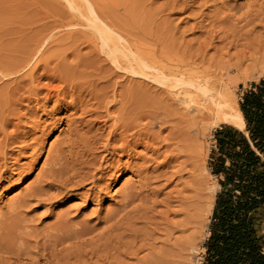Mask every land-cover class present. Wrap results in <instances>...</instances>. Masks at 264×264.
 Masks as SVG:
<instances>
[{
  "label": "bare ground",
  "instance_id": "6f19581e",
  "mask_svg": "<svg viewBox=\"0 0 264 264\" xmlns=\"http://www.w3.org/2000/svg\"><path fill=\"white\" fill-rule=\"evenodd\" d=\"M227 2L230 3V1L228 0ZM226 4L229 6L228 3H225V5ZM225 7L226 6H224V8ZM229 8L230 7L226 9H229ZM217 9H218V6H217ZM261 11H259V13ZM255 15H256V19L260 18L257 14ZM214 16H216V14H213V17ZM216 18L218 20V17ZM243 18L245 19L244 16ZM248 18L250 19V17ZM206 19H209V18H206ZM263 19H261V21H263ZM233 21L234 20H232V22ZM205 22L201 24L200 28L201 29L204 28L205 30L207 27H209V29H211L212 27L209 26V23L207 25H204L206 24ZM239 22L241 23V21ZM214 23L212 24L214 25ZM217 23H220V22L217 21ZM234 24H236L235 21H234ZM254 26L250 30L247 29L248 32L244 35V36L247 35L246 37L241 38L239 35L237 38V41L235 40L236 38L235 39L233 38V40L225 42L228 39V38H225L226 37L225 36L224 37L225 39H223L222 41L220 40L221 42L219 46L213 45L214 40L212 38H209L206 41L202 40L203 42L200 41L197 47L189 46L192 43L185 46L186 44L183 45L184 42L183 43L181 42V56H179V54L177 56L176 53L173 54L174 50L171 47L160 49V51H158L157 48L156 50L152 49L153 51H151V49L150 50L146 49L147 50L146 51L145 49L144 50L138 49L137 46L135 47L133 41L132 43L134 46L129 41L126 44L121 45L119 44V40H121L122 38L120 39L119 36H116L113 34L112 39L114 42L102 43L101 44L102 46L100 45L101 47L100 46L98 47L100 48L99 51L103 52L102 54L105 53L104 55L108 58V61L110 62L109 63L110 66L108 67L109 70L107 69L109 73L108 71H106L108 74L107 73L100 74V73L105 72L104 70L102 72V68H103L102 62L104 60L106 62V59H105L106 57L104 58L103 61L100 60V58L97 56V54H99L100 52L97 51L96 45H94L95 48L93 47H91L92 49L89 48L91 49L92 53L95 50L98 52L95 56L99 58V60L96 58V60L99 62L93 63L89 58H87V60L92 62V64H90V62L89 64H90V67L96 70L94 73H96L97 71L99 72H97V74L93 73L94 75L89 73V76L93 79H91L90 81H89L90 78L87 79L88 80L86 81L87 84L84 83L86 86L84 85L83 87L82 84L81 85L79 84L77 86H80L79 88L81 90L83 88L86 90L88 89L87 91L89 92V94L87 95H89V97L92 96L91 99H93L94 101L93 102L94 108L91 109V111H89L94 116V120L92 119L90 120L92 121V124H91L92 126L88 127L87 130L83 131L82 123L84 121L83 122L79 121L78 123H76V121L74 122L71 120L66 121V124H67L66 136L64 137L62 141H59L58 145L56 143V146H54L52 151H50L51 153L49 152L50 155L45 160L44 165H43L44 167L41 169L40 173L36 176L35 180L31 184H29L27 188H25L22 196L20 198H15L14 200L11 201L12 204L10 203L11 204L10 210H12L13 212H16L17 210L20 211V209L23 208L24 206H28L29 202L31 201L32 202L36 201L37 203L42 204V203H52L54 200L59 199L61 200L60 204H65L66 202L72 200L73 198L75 199L77 197H80V199H82L83 202L93 201L97 204V202L100 201L101 194L104 191L106 192L109 186L112 185L111 182L115 177L118 178V177L125 175L126 173L127 174L130 173L132 174L133 177H135L136 181L128 180L124 183L123 189L120 195L121 200L119 201V204L117 203L118 204L117 208H115V210H113L112 212H109L108 214H106L105 218L104 217L102 218L103 223L105 224V225L102 224L103 225L102 229L101 227H99V225L98 226H96L97 224L95 225L96 227H99L101 229V230L99 229L100 231L96 230L95 226L93 227L89 226L90 223L88 222L89 223L88 225L86 221L87 219L79 220V219H74V217L72 219V218H69V216L67 217V215H65L64 213H62V215L57 217V221L55 223L53 222L54 224L51 223L53 226L51 227L50 230L53 233H49V234L47 233L48 239H46L45 237L43 238L42 236L44 240L46 239L49 241L48 243H50V245L47 244L48 245L47 247H45L46 244L45 246H43L44 244H41L42 249H44L45 254H47L46 253L47 249L50 252V249H54L56 247L59 248L61 245L64 246V248L62 247L64 250H66L65 249L66 247L68 248L67 250L69 251L70 249L69 246H70L71 250L74 249L73 256L76 257V255L79 253L78 258L76 257V260H78L80 264L81 263L84 264V261H86L90 255L92 257L93 256L95 257V255L97 254V251L99 254V245L101 244V243L99 244V241H102V239H104L103 242H106L105 239L110 240L108 242H111V241L113 242V241H117V238L120 237L121 235V240L123 241L120 242L121 240L118 239L119 241L117 242L125 243L127 240L126 238L127 236L125 235H128L130 237L128 241H130V239L132 238L131 239L132 241L130 243L132 246L130 244H126V246L129 245L130 249H132L131 252L129 251V255H130L129 259L135 256L137 258L138 253H144V252H139V251L144 250L145 253H147L148 251L147 256H145L146 258L144 257V259L146 260L148 255H150V260L153 259L152 261L155 262L151 264H188V259L190 257V254L191 256L192 255L194 256V254L192 253L197 251V246L199 245V238L201 237L203 233V229L205 227V220H206L207 213L208 214L210 213L214 205L213 195L215 192V188L209 184L208 178H206V176L203 173L205 171L204 169L205 153L203 150L202 140L207 134V132H210L208 130H210L209 128L211 127V125L216 126L219 123L230 124L240 130H244L245 122H244L243 114L239 108V101L233 95L232 91L229 89V85L232 84V82L237 83V82L249 79L253 75L264 71V32L263 33L257 32L255 30L256 26L255 27ZM207 29H206V34L209 35L210 37L212 34L214 35V33H216V32H213L210 35V33L208 34V32H211V31H207ZM242 31L240 29V33ZM200 36L199 38L201 39V37L203 36L201 37ZM222 36H224L223 33H222ZM228 37H230V35ZM197 40L199 41V39ZM231 49H234V51L230 52ZM210 50L214 51L213 54L211 55H209ZM28 52L31 53L32 50H29ZM37 52L38 50H36L35 54ZM74 52H75V49H74ZM26 54L27 56L29 55L28 53ZM35 54L32 55L33 56L32 59L31 58L27 59L25 57L27 59V61L25 62H28V60H33V58L35 57L34 56ZM70 54L68 55L69 56L74 55V54L73 55H70ZM39 56L40 55H37V58H39ZM42 57L40 59H42ZM156 58H161L163 61H165V65L163 66L157 65V61H155ZM73 59H75V62L76 60H78L76 62L78 64L82 62V61L79 62V58L78 59L73 58ZM51 60L52 59H50V61ZM58 60H59V57H58ZM68 60L70 61V59ZM42 61L44 62V60ZM60 61L62 62L61 58H60ZM73 61L74 60H72L71 65L75 64L73 66L75 68H78V64L74 63ZM21 64L22 63H20V65L18 66H21ZM35 64L33 65L37 66V63ZM46 64L47 63L45 61L44 65ZM49 64L52 65V63H49ZM53 64H56L54 65V67L56 66V70H57V67H58L57 63L54 62ZM27 65H24V66L26 67ZM24 66L22 65V67ZM67 66H68V63H67ZM33 67L31 68L30 71H28V73L24 70V68H22L27 74L25 75L26 76V79L24 78L25 80L21 79L23 82L21 81L22 87H20L19 90L27 88L26 91L28 92V96L31 95V97L32 95L36 97L38 96V94H41L42 92H44L43 94L44 96L42 95L44 101L43 103H41L40 101L42 100H39L37 97L33 98V100L30 97L32 102H35L36 106H38L37 108L34 106L35 109H32L33 107L30 109L27 108L26 112L31 113L29 114L30 117L35 115L34 113L36 112V109H41V107H46L53 99H55L56 106L54 104L53 105L54 107H56V109H58V111L63 112V110L68 111L69 109H71L69 108L71 105L69 106L68 105L69 102L67 103L66 101H69L67 100V98L68 99L73 98L75 94L80 92V90L76 89L77 88L76 85H75V88H71V90H73L75 94L73 91H72L73 93L70 92L69 88L66 89L65 85L68 82L61 76V74H58L60 73L58 71L57 74L59 75V77L58 75H56V73L54 75V73L52 72L53 73V75H51L52 77H49V75H47V77L45 76L46 77L45 79L48 80V82H46V85L44 84L42 86V84H40L42 87L38 88L39 85L36 83H41V82L35 79L34 74L36 71H35V67L34 68ZM41 67L45 68L43 67V65H41ZM18 68L19 67H16V69ZM20 68L17 71L15 70V72H13L14 71L13 69L11 73L8 71L10 69H7V66H4V65L0 66V85L3 84L4 81L8 82L6 79L8 78L10 80L11 78H9V76L11 77L12 74H16V76L19 75V77L21 73L24 74L23 72H21L20 74L18 73L21 70ZM82 68H84V66ZM115 69H117L118 73L120 71L121 72L124 71L126 73L124 74L125 76H123L122 74L120 75L124 77V80L127 83L126 87H125L126 83L124 84L122 83V80L120 82L119 80L115 78L117 76V71ZM67 70H65V72ZM74 71L76 72V69ZM74 71L72 70V73ZM68 72L70 71L68 70ZM83 72L87 73V69L86 71H83ZM136 76L143 78V80H141L140 83L141 85H144L145 88L151 82H154L157 86L154 87L151 85V88L153 87L154 89V90L150 89L152 92H148L147 90L142 91V89L138 88V91L140 89V91L142 92L137 93L133 89L134 88L133 83L136 81L135 79ZM180 76H181L180 79H176ZM12 77L14 76L12 75ZM36 77H38V74L36 75ZM65 77H67V74ZM79 77H78V80H79ZM82 77L81 78L84 79V76ZM67 80H68V77H67ZM73 80H77V79L74 78ZM75 82H76L75 84L79 83L77 81ZM11 83H14V81ZM121 83L124 84V87L126 90V91L123 90L125 91V92L122 91L123 93L119 92V89L122 88ZM137 83L135 82L136 85H138ZM71 84H72V81H71ZM5 87H6V84L4 83L1 89ZM17 90L18 88H16V92H19V90L18 91ZM121 90L122 89H120V91ZM9 91H11V89ZM1 92L5 93L6 91L3 90ZM2 93H0L1 96L4 95V94L2 95ZM8 93H9L8 96H11L10 100L8 99V96L6 93H5L6 95L5 100L3 99L4 97L2 98L3 100L0 98V138H1L0 140V188L3 186L6 187V186L13 184L16 181V178H20L24 174L23 172H24L25 167L18 165L17 159L13 157L14 156L13 152H11V149H10L11 145L15 143L21 144V148L19 145L18 146L15 145L16 147H18V150L19 148L20 150H25V149L28 150L30 149L29 147H32V146L33 147L31 149H33L34 144L32 143V146H30L31 144H28L27 142L28 139L30 138L32 141H35L37 138L36 137L37 133H40L39 134L40 136L42 135L44 136V133H45L43 132L44 131L43 126H41V128L43 127L41 130L39 129L40 126L35 124L33 127V133L31 132V135H27L28 133V130H27V133L25 132L23 133V135L20 136V133L19 134L17 133L18 127H19L17 125L18 123L13 125L14 129L12 132H8L7 128L11 127L10 125L12 123V119L15 118L20 121V117H21V114L18 113L19 108L17 109V108H14L13 106H16V105L18 106L16 102L24 101L23 100L24 98H26L25 100H29L28 96L22 97V96H19L18 93H12V95L10 94V92ZM82 95L85 96L84 92ZM75 97L73 99L74 102L76 99ZM79 97L81 96L79 95ZM82 97L79 98L78 100L82 99ZM14 98L15 100H13ZM76 103H79L77 99H76ZM81 103H80L81 107L88 106L85 103L84 104L86 106L84 104L81 105ZM78 107H74V108L78 109ZM86 109L87 107L84 108L85 112H86ZM87 110H90V108H88ZM76 111L77 110H75V112ZM86 114L88 115V112H86ZM35 116L33 119H36ZM65 118L67 119V116ZM81 118L80 120H83ZM29 131H31V129ZM37 148H38V145H37ZM20 152L21 151H19V153ZM182 153L184 154L186 158V159L184 158L185 161H181ZM8 159H14L13 161L14 163L12 162V166L7 165L8 164L7 162H9ZM181 163H183V165H181ZM186 165L190 166V169H191L190 171L188 170L189 166L186 169ZM185 169L186 171L188 170L190 172V173L188 172L187 173L191 177V180H193L192 182L194 183L193 191H192L193 196L191 198V201H187L186 200L187 196L184 197L181 194V181L183 178L182 172ZM189 185L192 186V184H189ZM187 188H191V187L187 186L186 189ZM185 191L189 192L190 190L188 191L187 189ZM182 192H184V190ZM190 194L192 195L191 192ZM7 209H9V207ZM20 213H22V211H20ZM181 213L184 215L183 217H185L184 221H181V218H183L181 217L182 216ZM20 216L22 217V214ZM4 217L6 218V216ZM16 218H18V216L14 217V219ZM10 221L12 222L14 220H12L11 218ZM17 222H20L19 219ZM9 227H13V226H9ZM2 228H3V225L0 224V230H2ZM11 229H14V228H11ZM17 229L18 228H16V230ZM46 229H49V228H46ZM46 229L45 230L43 229V230L46 231ZM8 230L10 231V229ZM8 230H7V233L11 234L12 230L10 231L11 233L8 232ZM94 232H97V233H94ZM114 232L119 233L118 237H116L117 234L115 235L116 240H114L115 238L114 239L112 238L113 237L112 233ZM93 233L94 235H92ZM181 234L184 236H182ZM0 235L3 236V233H1ZM20 235L21 237L24 236L22 234ZM90 235L92 237L88 239H83V237H86V236L89 237ZM122 237H125L126 239L125 238L122 239ZM4 238L2 237L3 241H4ZM10 238H11V235H10ZM110 238L113 240H111ZM1 242L2 241H0V243ZM97 242H98V245H97ZM64 243H66V246ZM67 243H69L70 245L68 246ZM124 243L123 245H125ZM9 244H6V245L8 246ZM106 244L108 243H105V245ZM88 246L90 247V249L87 250L86 247L89 248ZM108 246L112 247V245L110 244H108ZM126 246H124L123 250L125 249ZM8 247H11V245ZM12 249L14 250V248ZM15 249L20 250V248H16V247ZM63 249L61 251H63V254H65ZM113 249L115 253H117L119 247L117 250H115V247ZM3 250L0 251V254H3L1 253ZM11 250L5 249L4 253L14 255L13 258L15 257L14 259L16 261L21 262L20 259L19 260L17 259V257L20 255L19 253L21 250L18 252V254H15L16 252L14 253ZM71 250L68 253H70ZM123 250L120 247L119 251H123ZM126 250L127 248L124 251ZM36 251L39 252L40 249L39 250L37 249ZM28 252L30 254V251ZM74 252H76L75 253L76 255H74ZM81 252H82V255L84 253L85 256L89 254V256L84 261H79V255ZM106 252L103 253L102 251L101 254L99 255H102L103 253L104 254L103 256H105ZM123 252L122 253L120 252V253L123 254ZM23 253L25 254L26 252H23ZM54 253H56V250ZM110 253L111 252L109 250V254ZM7 254L5 255L6 258L8 256ZM37 254L40 255V252L39 253L35 252L36 256ZM39 255H38V258L40 257ZM49 255H53V256L51 257ZM49 255L48 257H50L51 259H53L55 255L56 257H61L58 255V253L49 254ZM69 255H67L66 257H68ZM71 255H72V252H71ZM107 255L108 254H106V256ZM118 255L119 254H117V256ZM46 256H41V257L45 258ZM106 256H105V259H106ZM114 256H116V254ZM20 257L22 256L20 255ZM48 257H46V259ZM94 257H93V260L95 259ZM100 257L97 256V258L99 259ZM120 257H122V255L121 256L119 255V258ZM6 258H4V260L10 262L8 259L6 260ZM110 258H113V257L109 255V259ZM136 258H133V259H136ZM140 258H137L139 259L138 261H140ZM2 259L0 260L1 261L0 263L5 264L4 262H2ZM11 259H12V256L10 257V260ZM14 259L12 260L14 261ZM63 259L61 258V261L69 260L67 258H65V260ZM141 259H143V257ZM110 260L112 261V259ZM114 260L116 261V259ZM13 261H11V263H13ZM59 261H60V258H59ZM96 261L94 262L95 264H96ZM102 261H105V260H102ZM119 261L121 260L119 259ZM15 262L14 264H19V262L17 263ZM106 262L107 261H105V263ZM110 262H108V264H110ZM35 263L37 262L35 261ZM105 263H101V264H105ZM111 263L113 264L115 262L113 261ZM142 263L145 264L143 260H142ZM27 264H29V262ZM97 264H99V262H97ZM120 264H123L122 261L120 262Z\"/></svg>",
  "mask_w": 264,
  "mask_h": 264
},
{
  "label": "rangeland",
  "instance_id": "374dc122",
  "mask_svg": "<svg viewBox=\"0 0 264 264\" xmlns=\"http://www.w3.org/2000/svg\"><path fill=\"white\" fill-rule=\"evenodd\" d=\"M203 1L204 0H0V66H2V65L7 66V69H10L8 71L12 73L13 69H14L13 72H15V70L16 71L19 70V68L22 67V65L24 66V65H27V63H28V65L26 67L24 66L25 68L24 67H22V68H24V70L28 73V71H30L33 66L35 67L36 72L34 74V77L39 82H41V83H36L39 85L38 88L42 87L44 84L46 85V82H48V80L45 79L47 77V75H49V77H52L51 75H53V73L55 75V73H56V75L61 74V76L68 82L65 86H66V89L69 88L70 92L73 91V90H71V88H75V85L77 87L76 89L80 90V92L77 93L78 96L73 91L74 94L76 95V97L74 95L73 98H70V99L67 98V100H69V101H66V102L67 103L69 102V104H68L69 106L71 105L69 107V108H71V109H69L71 111H69V110L68 111L63 110V112L58 111V109H56V107H54V105L56 106V103H55V99H53L52 100L53 102L51 101L46 107H41V109H36V112L34 114L36 115V113H37V115L31 116L32 117L31 118L29 115L31 113L26 112L27 108L30 109L33 107L32 109H35V107L36 108L38 107V106H36L35 102H32L33 98H36V97L39 100H42L40 102L43 103L44 92H42L41 94H38V96H36V97L34 95H32V97H31V95L28 96V92L26 91L27 88L19 90V88L22 87V84H21L23 82L22 80L24 78L26 79L25 75L27 73L22 68H20L21 70L18 73L20 74L21 72H23L24 74L21 73L23 75V77L21 74L19 77L18 73H17L18 76H16V74H12L14 77H12V75H11V77L9 76V78H11L10 80L8 78L6 79L8 82L4 81V83L6 84L5 88L1 89V87L3 86L4 83L0 85V89H1L0 93H2L1 91H3V90L6 91L5 93L7 94V96L9 95L8 92H10L11 95H12V93H18L19 96H22V97L28 96L29 100H30V101L25 100L26 98H24L23 100L25 102L24 101H20V102L17 101L16 103L18 104L19 107L17 105L16 106L12 105L14 108H17V109L19 108L18 109L19 112L18 111L17 112L19 114H21V117L23 115L24 116L22 118L20 117V121L15 119V118L12 119V123L10 125L11 127L7 128L8 132H12L14 129L13 125H15L17 123H18L17 125L19 126L17 133L18 134L20 133V136L23 135V133H25V132L27 133V130H28L27 135H31V132L33 133V127L35 124L39 125L40 126L39 129H41V130L44 127L43 132H45L44 136L43 135L40 136L39 135L40 133H37L36 134L37 138L35 141H32L30 138H29L30 140L28 139L27 142H28V144H31L30 146H32V143L34 144V148H33L34 150L31 149L33 146L29 147L31 150L30 149L20 150L21 144H19V143L12 144L11 148H10L11 152H13V155H14L13 157L15 159H17V161H18V165L24 166L25 168H24V172H23L24 174L22 173L23 175L20 177L21 179L16 178V181L13 184L6 186V187L3 186L0 188V224H2L3 228H4V229L2 228V230H0V232L2 231L1 233H3V236L0 235V238H1L0 241H2L0 243V251L3 250V248L5 247L4 250L1 252L3 254H0L1 255L0 260L3 257L2 262H4L5 264H8V263L10 264L11 261H13L12 259L15 258V257L13 258L14 255H10V254L6 253L8 255L6 258V256H5L6 254L4 252H5V249L11 250L12 248H14V250L12 249L11 251L14 253L16 252L15 254H18V252L21 250L19 254L23 258L20 257V255H19L17 257V259L18 260L20 259L21 262L16 261L14 259L13 263H11V264H14L15 261H16L15 263L19 262V264H23V263L27 264L28 262H29V264L30 263L31 264H80V262H78V260H76V257L78 258L79 253L77 252L78 254L76 255L75 254L76 252H74V255H76V257L73 256L74 249L71 250L69 243H67V244L70 248L69 251L71 250V252H72V255H71V252L68 253L69 252L67 250L68 248L65 247V249L67 250L66 251L63 249L64 246H62V245L61 246L59 245V246L61 248L63 247L62 249L64 250L65 254H63V251H61L62 249L60 247H59L60 249L58 247H56L54 249H50V252H52V253H50L49 250L47 249V252H46L47 254H45L44 249H42L41 244H44L43 246H45V244H46L45 247L50 245V243H48L49 241L46 239H48L47 237H48L49 233H53L50 230L51 227L53 226L52 224H54L57 221V217H59L60 215H62V213H64L65 215H67V217L69 216V218H72V219H73V217H74V219H79V220H81V219L86 220L87 219L86 220L87 223L88 222L90 223V225L88 223L89 226L93 227L97 224L96 226L99 225V227H101V229H102L103 225H105L103 223L102 218L103 217L105 218L106 214H108L109 212H112L113 210H115V208H117V205L119 204V201L121 200L120 195H121V191L123 189L124 183L128 180L136 181L135 177H133L132 174H130V173H128V174L126 173L125 175L118 177V178L115 177L111 182L112 185L109 186V188L106 190V192L104 191L101 194L100 201H98L97 204L93 201L83 202L82 199H80V197H77L75 199L73 198L72 200L66 202L65 204H60L61 200H59V199L54 200L52 203H42V204L37 203L36 201H33V202L31 201L28 204L29 208H28V206H24L23 208L20 209V211H22V213H20V211H18V210L16 212H13L12 210H10L11 209L10 206L12 204L11 201L14 200L15 198H20L22 196L25 188H27L29 186V184H31L35 180L36 176L40 173L41 169L44 167L43 166L44 162L48 158V156L50 155V153H51L50 151H52L53 147L56 146V143L58 145L59 141H62L64 139V137L66 136V134H67V132H66L67 131L66 130L67 129L66 121L71 120L74 122L76 121V123H78L79 121H82V122L84 121L82 123L83 124L82 125L83 131L87 130L88 127L92 126L91 125L92 121H90V120L91 119L94 120V116L89 111H91V109L94 108L93 107L94 101H93V99H91L92 96L89 97V95H87V94H89V92L87 91L88 89L86 90L83 88L81 90L79 88L80 86H77V85L82 84L84 87V85H85L84 83H86V81H88L87 79L90 78L89 81L91 79H93L89 76V73L93 74L96 70H94L92 67H90V64H92V62L93 63L99 62L96 60V58L98 60L100 58V60L103 61L104 58L106 57L104 55L105 53L102 54L103 52L99 51L100 48H98L102 43L114 42L112 39V35L114 34L116 36H119L120 39L122 38L121 40H119V44H121V45L126 44L128 41L131 43L133 41L135 47L137 46L138 49H143V50L144 49L145 50L151 49V51L156 50V48L158 51H160V49L171 47L174 50V51L172 50L173 54L176 53L177 56H178V54H179V56H181V42L182 43L184 42L183 45L186 44L185 46L192 43L189 46L197 47V45L200 43V41L203 42L202 40L206 41L209 38H212L214 40L213 45L219 46L220 42L225 38L229 39L232 36L229 40L227 39V41H225V42H228V41L233 40V38L234 39L236 38L235 40L237 41V38L239 35L241 38L246 37L247 35L246 36H244V35L254 25L256 26L255 30L257 32H262V33L264 32V27H263L264 26V19H263L264 18V0H228V1H230V3L227 2V0H205L204 2ZM205 2H206V4H205ZM224 2L228 3L229 6L227 4L225 5ZM222 3H224V4H222ZM223 5L226 7L224 8ZM217 6H218V9H217ZM228 7H230L229 8L230 10L226 9ZM259 11H261V12L259 13ZM231 12H232V14H231ZM213 14H216V16H214V17L215 18L218 17V20H217V18L215 20V18L213 17ZM255 14H257L260 18L256 19ZM246 15H247V17H246ZM243 16L245 17V19L243 18ZM232 17H234V18H232ZM248 17H250V19ZM253 17H255V18H253ZM206 18H209V19H206ZM261 19H263V21H261ZM207 20H208V22H207ZM224 20H226V21H224ZM232 20H234L236 24H234V21L232 22ZM217 21L220 23H217ZM227 21H229V22H227ZM239 21H241L242 24ZM199 22H200V24H199ZM204 22L206 23L204 25H207L209 23V26L212 27V28L210 27L211 29H209V27H207L208 29L206 28L207 31H211V32H208V34L210 33V35H211L213 32H216V33H214V35L212 34L213 37H212V35L210 37L209 35L206 34V29L204 30V28H202L203 29L202 30L200 28L201 24ZM258 22H260V23H258ZM197 23L199 24V26ZM212 23H214V25L215 24L216 25L214 26ZM247 23H249V24H247ZM228 24H230V25H228ZM243 25H245V26H243ZM247 25H248V27H247ZM250 25H251V27H250ZM257 25H258V27H257ZM239 27H240L241 31L243 30L241 32L243 35L240 33ZM226 29H227V31H226ZM235 29H237L238 31ZM199 30H200V32H199ZM259 30H261V31H259ZM222 33L224 36H222ZM228 34L230 35V37H228L229 36ZM200 35L203 37H201ZM199 36L201 37V39L199 38ZM181 38L184 41H182ZM215 38H216V40H215ZM197 39H199V41ZM125 40H126V42H125ZM193 44H195V45H193ZM94 45L97 46L96 49L101 54L100 53L97 54L98 52L96 50L94 51L95 53L91 52V49H92L91 47L95 48ZM128 45H129V43H128ZM132 45H133V43H132ZM34 46H35V48H34ZM41 47H42V49H41ZM89 48H91V49H89ZM35 49L38 50V52H37L38 54L37 53L36 54L40 55L39 58H37V55L35 54V52H36ZM47 49H49V50H47ZM74 49H75V52H74ZM29 50H32V52H31L32 54L30 52H28ZM43 51L46 53H44ZM76 51H77V53H76ZM233 51H234V49L230 50V52H233ZM213 52H214L213 50H210L209 55L213 54ZM26 53H28L29 55L31 54V55L27 56ZM70 53H72V54H70ZM33 54H35L34 55L35 57L33 58V60H28V62H25L29 58L32 59ZM68 54H70V55L74 54V55L69 56ZM96 54L99 58L97 56H95ZM91 55L94 59L91 57ZM42 56H44V57H42ZM41 57H42V59H40ZM58 57H59V60H58ZM60 58H61L62 62L60 61ZM73 58H76V59L79 58V62L80 61H82V62L78 64V63H76L78 60H76V62H75V59H73ZM87 58H89L92 62L87 60ZM50 59H52L53 61L51 60L52 61L51 62ZM68 59H70V61ZM105 59H106V62H105V60L102 62V64H103L102 72H103V70L105 72L100 73V74L107 73L106 71L109 70L108 67L110 66V64H109L110 62L108 61L107 57ZM42 60H44V62ZM72 60H74L73 61L74 63L78 64L79 69L75 68L73 66L75 64L71 65ZM18 61H19V63H18ZM30 61H31L32 65H31ZM37 61L38 62L41 61V62L38 63ZM45 61L47 63L46 65H44ZM58 61H59V63H58ZM155 61H157V65H159V66L165 65V61H163L161 58H156ZM24 62H25V64H24ZM54 62L57 63V66H58L57 70H56V66L54 67V65H56V64H53ZM89 62H90V64H89ZM104 62H105V64H104ZM17 63H18V65H20V63H22V64H21V66H18ZM29 63H30V65H29ZM35 63H37V66H35L36 65ZM49 63H52V65ZM60 63H61V65H60ZM67 63H68V66H67ZM33 64H35V65H33ZM39 64L43 65V67H45V68H42L41 65H39ZM85 64H87L89 66H87ZM38 65L40 68L38 67ZM48 65H50V66H48ZM105 65H106V67H105ZM15 66L19 67V68L16 69ZM83 66H84V68H82ZM59 67H61V68H59ZM37 68L39 69V71ZM65 68H67L70 72H68V70ZM71 68L73 71L76 69V72L75 71L73 72L74 74L72 73ZM61 69L64 72H65V70H67V71L64 73ZM86 69H87V73L86 72L84 73L83 71H86ZM115 70L117 71V69H115ZM58 71L60 73L57 74ZM61 71H62V73H61ZM44 72H46V73H44ZM77 72H79V73H77ZM97 72H99V71H97ZM97 72L94 74H97ZM262 72L253 75L249 79H246V80H243V81H240L237 83L232 82V84L229 85V89L232 91L233 95L237 98L239 103L241 102L244 93L247 90L251 89L253 84H258L260 82V80L264 78V71H262ZM36 73L38 74V77H36V75H37ZM42 73H44V74H42ZM108 73H109V71H108ZM66 74H67L68 80H67V77H65ZM82 74H84V75H82ZM121 74L123 76H125L124 74H126V73L124 71L123 72L120 71L118 73V71H117V76L115 78L117 80H119L120 82L122 80V83L125 84L126 82L124 80V77L120 76ZM118 75H119V77H118ZM39 76L42 78H40ZM82 76H84V79H82L83 78ZM58 77H59V75H58ZM78 77H79V80H78ZM12 78H13V80H12ZM14 78L16 81L14 80ZM74 78L77 80H73ZM180 78H181V76L176 78V79H180ZM40 79H41V81H40ZM135 79H136L135 82L136 83L138 82L137 84L139 86L136 85L134 82L133 83L134 84L133 89L137 93L142 92L143 90H145V91L147 90L148 92H152L151 90H154V89H153V87L151 88V85L154 87L157 86L154 82L150 81L151 83H149V85H147V87L145 88V86L141 85V83H140V81L143 80L142 77L136 76ZM80 80H81V82H80ZM123 80H124V82H123ZM13 81L15 84L11 83ZM43 81H44V83H43ZM71 81H72V84H71ZM75 81H77L79 83L75 84L76 83ZM16 83H17V85H16ZM40 84H42V86ZM124 84H122V88H120L122 90L120 91V89H119V92H122L123 90H125L127 83L125 84V87H124ZM13 86H15V87H13ZM136 86H138V87H136ZM140 86H142V87H140ZM16 88H18L19 92H16ZM138 88L142 89V91H140V89L138 91ZM10 89H11V91H9ZM89 91H90V89H89ZM109 91H110V89H109ZM125 91H123V92H125ZM81 92H82V94L84 92L85 96H83L81 94ZM5 93H2V95L4 94L3 96H1V94H0L1 99L4 97L3 99L5 100V98H6ZM79 95L81 97L83 96L82 99H80V100H78L79 98H81V97H79ZM30 97L32 100L30 99ZM74 97L77 99V101L79 103H76V99H75V102L73 101ZM10 98H11V96H8L9 100H10ZM13 100H15V98ZM80 101L83 103H81ZM71 103H73V104H71ZM80 103H81V105L84 103L86 105H88V106H86L84 104L87 107V109L90 108V110L86 109V112H88V115L84 111V108H86V107H81ZM77 104H79V105H77ZM72 105H73V107H72ZM74 105H76V106H74ZM74 107H78V109H76ZM21 108H23V109H21ZM74 109L77 111L75 112ZM80 112L83 114H81ZM91 115L93 118L91 117ZM34 116L36 119H33ZM66 116H67V119L65 118ZM79 117L80 118L83 117V118H81L83 120H80ZM86 120H87V122H86ZM221 125H223V124L219 123L216 126L211 125V127L209 128L210 130H208L210 132H207V134L205 135V137L202 140L203 141L202 142L203 150L205 153V166H206V167L204 166L205 171L203 173L206 176V178H208L209 184L215 188V192L213 195L214 196V204H215L216 194L220 190V187H219V183H218L219 179L211 173L209 163H210L211 150H212V147L214 146L213 134H214V131L218 127H220ZM41 126H43V127L41 128ZM84 128H86V129H84ZM30 129H31V131H29ZM81 133H83V132H81ZM38 135H39V137H38ZM41 137H43V138H41ZM0 140H1V138H0ZM34 142H36V143H34ZM13 145L15 148L13 147ZM15 145L20 146L19 150H18V147H16ZM37 145H38V148H37ZM19 151H21V152L19 153ZM184 158H185V156L182 153L181 154V161H185L186 158L185 159ZM8 160H9V162H7L8 163L7 165L12 166V162L14 161V159H8ZM181 165H183V163H181ZM188 166L189 165H186V169L188 168ZM186 169L183 171L184 173L182 172L183 178L181 181V194L184 197L187 196L186 197L187 201H191V198L193 196L192 191H193L194 183L192 182L193 180H191V177L188 175V173H190L189 171L191 170L190 166L188 169L189 171L188 170L186 171ZM132 179H134V180H132ZM184 184H186V185H184ZM189 184H192V186ZM6 185H8V184H6ZM187 186L191 187V188H187L188 191L190 190L189 192L185 191V190H187L186 189ZM182 189L184 190V192H182L183 191ZM190 192L192 193V195L190 194ZM8 207H9V209H7ZM213 209H214V205H213V208L211 209L210 213L209 214L207 213L206 220H205V227L203 229V233H202L201 237L199 238V245L197 246V251L192 253V254H194V256L193 255L191 256V254H190V257L188 259V264H203L205 254H206L205 242L208 240V238L210 236V222H211V218H212ZM2 214H3V216H2ZM21 214H22V217L20 216ZM16 215L18 216V218L14 219V217H17ZM181 215H182L181 217L184 216L182 213H181ZM4 216H6V218ZM11 218L15 222H17L19 219L20 222H17V223H15L14 221L11 222L10 221ZM184 219H185V217L181 218V221H184ZM6 222H7V224H6ZM18 224H20V225H18ZM9 226H13V227H9ZM48 226H50V227H48ZM99 227H96V230L100 231L101 229ZM11 228H14V229H11ZM16 228H18V229L16 230ZM46 228H49V229H46ZM8 229H10V231L12 230L13 235ZM43 229L44 230L46 229V231H44ZM7 230L11 234L7 233ZM94 233H97V232H94ZM94 233L92 235H94ZM262 233L264 234V224H263V232ZM20 234H22L24 236L27 235V236L21 237ZM116 234H117L116 237H118V234H119L118 232L112 233L113 237L112 236L111 237L114 239ZM10 235H11V238H10ZM28 235H29V237H28ZM44 235H46V236H44ZM42 236H43V238L45 237L46 239L44 240L42 238ZM125 236H127L126 237L127 238L126 242H127L130 237L128 235H125ZM182 236H184V235H182ZM2 237L3 238L5 237L6 239L4 238V241H3ZM90 237H92V236L91 235L89 237L86 236V237H83V239H88ZM38 238H40V239H38ZM124 238L125 237H122V239H124ZM113 239H111V240H113ZM118 239L121 240V235H120V237L117 238V241H119ZM131 239L127 243L123 242L125 245H123V243H120L123 240H121L120 242H117V241L112 242L111 241L112 243L108 242L110 240H106V239H105L106 242H103L104 239H102V241H99V244L100 243L103 244V245L100 244L101 246L99 245V254H101L102 251H103V253H105L107 251L108 253L106 252V254H108V255L106 256V254H105V256H106V259H108V260L105 259V256H103L104 255L103 253H102V255H99L98 251H97V254L95 255V257L93 256L95 258L94 260L95 261L97 260L96 264H97V262H99V264L105 263V261H107L106 263L108 264V262L111 261L110 259H112L111 262H113V261L115 262L113 264H116V263L120 264L121 261L123 264H136L137 261L139 260L137 258H140V256H141V258L143 257V259L140 258V261H138V263H140V264H144V263H142V260H143V262H145V264L146 263L147 264L155 263L154 261H152L153 260L152 258H151L152 260H150V255H148L146 260L144 259V257L147 256V254H148L147 250H146L147 253H145L144 250L139 251V252H144V253H138L140 256L137 254V256H138L137 258H136V256L133 257L136 259H133V258L129 259L130 258L129 251L131 252L132 249H130L129 245L126 246V244H130L132 241ZM114 240H116V238ZM3 242H4V244H3ZM5 243L6 244L11 243L8 245V246L11 245V247H8ZM32 243H33V245H32ZM105 243L112 245V247L108 246V244H106L107 245L106 246ZM64 244L66 246V243H64ZM120 244H121V246H120ZM39 245H41V246H39ZM97 245H98V242H97ZM113 245L115 247V250H117L118 247H119V249L121 247V249L123 250L124 246H126L125 249L127 248V250L124 251L125 250L124 249L123 250L124 252H123V251H119V249H118L119 253L117 251H116L117 253H115V251L113 249L114 248ZM102 246H103V248H102ZM15 247L20 248V250L17 249L18 250L17 251L15 249ZM39 247H41V248H39ZM37 249L38 250L40 249V251H39L40 255L37 254V256H36L35 252L39 253L38 251H36ZM86 249L88 250V249H90V247L89 248L86 247ZM53 250H54V252L56 250V253H54ZM109 250L111 252L110 254H109ZM28 251H30V254ZM65 251L67 252V254ZM23 252H26V253L24 254ZM48 252H49V254H57L58 253V255L61 257H56V255H55L53 257V259H51L50 257H48V255H49ZM87 252H89V251H87ZM120 252L121 253L123 252V254H121ZM124 253H126V254H124ZM115 254H116V256H114ZM117 254H119L120 256L122 255V257L119 258V255L117 256ZM127 254H128V256H127ZM144 254H146V255H144ZM38 255L40 256L39 258H38ZM67 255H69L68 256L69 258L66 257ZM80 255H79V261H84L89 256V254L87 256H85L83 253V255L85 256L84 257L82 255V252L80 253ZM109 255L113 258L109 259ZM123 255H124V257H123ZM11 256H12V259L10 260ZM41 256H46L50 259L47 258L48 259L47 260L46 257L42 258ZM49 256L52 257L53 255H49ZM71 256H73L74 258ZM90 256L88 257V259L86 261H84V264H90V263L93 264L95 262L93 260V257L92 256L90 257ZM97 256H99V257L101 256L102 259L100 257V259H101L100 260L99 258H97ZM4 258H6V260L8 259L10 262L5 261ZM40 258H42V259H40ZM59 258H60V261H59ZM61 258L62 259L64 258L63 260H65V258H67L69 260L61 261ZM80 258H81V260H80ZM114 259H116L117 262ZM119 259L121 261H119ZM51 260H52V262H51ZM102 260H105V261H102ZM147 260H148V262H147ZM35 261L37 263H35ZM88 261H89V263H88ZM100 261H101V263H100ZM150 261H152V262H150ZM85 262H87V263H85ZM111 262H110V264H112Z\"/></svg>",
  "mask_w": 264,
  "mask_h": 264
},
{
  "label": "trees",
  "instance_id": "16d2710c",
  "mask_svg": "<svg viewBox=\"0 0 264 264\" xmlns=\"http://www.w3.org/2000/svg\"><path fill=\"white\" fill-rule=\"evenodd\" d=\"M239 108L248 138L227 125L215 133L225 158L218 156L220 168L211 171L223 178L203 264H264V78L244 93Z\"/></svg>",
  "mask_w": 264,
  "mask_h": 264
},
{
  "label": "crops",
  "instance_id": "0c3cea01",
  "mask_svg": "<svg viewBox=\"0 0 264 264\" xmlns=\"http://www.w3.org/2000/svg\"><path fill=\"white\" fill-rule=\"evenodd\" d=\"M244 118V117H243ZM245 122V121H244ZM230 126V127H232L233 129H235L236 131H238V132H241L242 134H244L247 138H248V133H247V131H246V125H245V127H244V130H240V129H238V128H236V127H234L233 125H230V124H223V125H221L220 127H218L215 131H214V134H213V136H214V146L212 147V150H211V155H210V163H209V165H210V169H211V171L214 169V168H220V166H217V157L218 156H220L221 154H219L217 151H218V149H217V140H216V138H215V133H216V131L217 130H221L222 129V127L223 126ZM227 140V139H226ZM222 157H224L225 158V156L222 154L221 155ZM229 165V161L228 160H226V162H225V166H228ZM215 176V175H214ZM219 180L220 179H222L223 178V176L222 175H219V176H216ZM219 180H218V183H219ZM219 187H220V189H221V186L219 185ZM220 191V190H219ZM218 191V192H219Z\"/></svg>",
  "mask_w": 264,
  "mask_h": 264
}]
</instances>
